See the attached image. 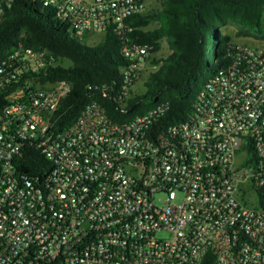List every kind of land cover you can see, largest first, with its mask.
Here are the masks:
<instances>
[{"label": "built area", "instance_id": "obj_1", "mask_svg": "<svg viewBox=\"0 0 264 264\" xmlns=\"http://www.w3.org/2000/svg\"><path fill=\"white\" fill-rule=\"evenodd\" d=\"M16 1L0 0V23ZM33 1L81 42L118 37L123 95L152 66L132 39L146 0ZM229 58L177 125L168 104L118 123L98 101L68 123L72 86L48 80L62 64L14 47L0 62V264H264V47L232 42ZM29 149L46 160L35 173L20 171Z\"/></svg>", "mask_w": 264, "mask_h": 264}, {"label": "trees", "instance_id": "obj_2", "mask_svg": "<svg viewBox=\"0 0 264 264\" xmlns=\"http://www.w3.org/2000/svg\"><path fill=\"white\" fill-rule=\"evenodd\" d=\"M161 6L133 19L132 39L154 47L152 66L158 67L144 82L143 95L133 92L137 82L129 86V96L122 94L128 61L116 35L108 32L99 44L84 45L52 9L33 0H17L0 23V62L19 44L49 51L62 65L48 70V80H66L72 86L63 106L68 123L98 101L118 123L168 104L163 123L177 125L191 111L201 88L229 62L234 40L224 32L228 22L243 25L242 34L264 40V0H163ZM156 23L160 27L150 28ZM165 38L172 53L160 58ZM45 161L41 153L29 149L20 171L35 173Z\"/></svg>", "mask_w": 264, "mask_h": 264}, {"label": "rangeland", "instance_id": "obj_3", "mask_svg": "<svg viewBox=\"0 0 264 264\" xmlns=\"http://www.w3.org/2000/svg\"><path fill=\"white\" fill-rule=\"evenodd\" d=\"M148 11H152L154 9L162 8L161 4L163 0H146ZM32 6V4H30ZM39 10H42L41 8ZM57 19H55V22L57 23ZM161 23H156L155 25H152L150 28L154 27H160ZM61 30H63V27H60ZM245 29V27L235 21H230L227 23V25L224 28V32L227 35H230L234 42L236 43H242V44H250V45H256V46H263L264 47V40L256 39L253 36H249L247 34H242L241 30ZM104 38L103 34H95L91 35L90 37L84 39L82 43L87 46H95L99 44ZM215 50V49H214ZM172 53L168 41L165 38L162 41V49L158 53V57L165 58L169 56ZM158 68H155L153 66L150 67L149 71L142 77V79L136 84L134 88V93L137 95H143L146 93V88L144 86V82L148 78L149 74Z\"/></svg>", "mask_w": 264, "mask_h": 264}]
</instances>
